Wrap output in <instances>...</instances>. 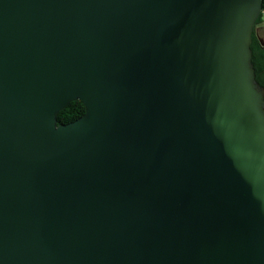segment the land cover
<instances>
[{
    "label": "water",
    "instance_id": "95a60500",
    "mask_svg": "<svg viewBox=\"0 0 264 264\" xmlns=\"http://www.w3.org/2000/svg\"><path fill=\"white\" fill-rule=\"evenodd\" d=\"M261 8L0 0V264H264Z\"/></svg>",
    "mask_w": 264,
    "mask_h": 264
},
{
    "label": "trees",
    "instance_id": "16d2710c",
    "mask_svg": "<svg viewBox=\"0 0 264 264\" xmlns=\"http://www.w3.org/2000/svg\"><path fill=\"white\" fill-rule=\"evenodd\" d=\"M264 8V0H261ZM260 15L255 20L251 34V62L254 67L256 81L264 87V45H261L263 32L259 30ZM258 28V29H257ZM84 113V106L80 100L70 101L65 107L57 113V123H67L75 120Z\"/></svg>",
    "mask_w": 264,
    "mask_h": 264
},
{
    "label": "built area",
    "instance_id": "2783aa9c",
    "mask_svg": "<svg viewBox=\"0 0 264 264\" xmlns=\"http://www.w3.org/2000/svg\"><path fill=\"white\" fill-rule=\"evenodd\" d=\"M260 23L258 24L259 27H263L264 28V8L262 7L260 10Z\"/></svg>",
    "mask_w": 264,
    "mask_h": 264
},
{
    "label": "rangeland",
    "instance_id": "374dc122",
    "mask_svg": "<svg viewBox=\"0 0 264 264\" xmlns=\"http://www.w3.org/2000/svg\"><path fill=\"white\" fill-rule=\"evenodd\" d=\"M262 32H263V35H262V39L264 41V28H261Z\"/></svg>",
    "mask_w": 264,
    "mask_h": 264
},
{
    "label": "flooded vegetation",
    "instance_id": "af4514ba",
    "mask_svg": "<svg viewBox=\"0 0 264 264\" xmlns=\"http://www.w3.org/2000/svg\"><path fill=\"white\" fill-rule=\"evenodd\" d=\"M257 27H259V26H257ZM261 28H263V27H259V30H261ZM258 29V28H257ZM262 41H263V39H261ZM262 45V44H261ZM263 46V45H262Z\"/></svg>",
    "mask_w": 264,
    "mask_h": 264
}]
</instances>
